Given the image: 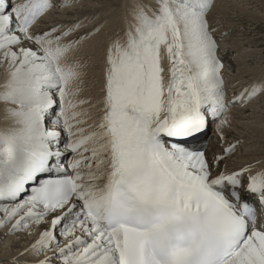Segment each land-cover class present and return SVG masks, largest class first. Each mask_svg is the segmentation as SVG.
Instances as JSON below:
<instances>
[{
	"label": "snow or ice",
	"instance_id": "obj_1",
	"mask_svg": "<svg viewBox=\"0 0 264 264\" xmlns=\"http://www.w3.org/2000/svg\"><path fill=\"white\" fill-rule=\"evenodd\" d=\"M72 2L0 0V229L26 241L9 264H264V162L204 142L264 102V78L227 95L215 0H130L91 123L77 52L104 21L45 19Z\"/></svg>",
	"mask_w": 264,
	"mask_h": 264
},
{
	"label": "bare ground",
	"instance_id": "obj_2",
	"mask_svg": "<svg viewBox=\"0 0 264 264\" xmlns=\"http://www.w3.org/2000/svg\"><path fill=\"white\" fill-rule=\"evenodd\" d=\"M78 1L80 0H73L71 6L68 8L58 7L56 10L50 12L45 19L48 25L56 22L66 23L74 20H85V27L87 28H91L95 23L104 21L103 29L92 39L85 42L77 52V55L83 57L88 65L82 97L89 101V104L84 105L85 108H89V105H95V107L90 108L91 119L89 123H91L97 118V110L101 107L99 104H96V101L102 95L104 49L112 33L125 27L126 6L130 0H84V3L80 2L79 4ZM229 8L235 9L238 13L236 20H244L247 26L243 24L245 22H234L235 19H229L232 18L230 14H233L231 13L232 11H228ZM213 19L216 23L219 45L222 43V38L226 37L225 34L229 33L228 37L223 41V46L220 45L218 47V55L223 64L228 61L227 56L229 54L232 55L226 49L227 43H230L232 46L235 44L233 47L239 51L243 52V50H246L245 57L253 53H258V55L261 53L262 57V52H258L255 49L252 51L247 50V46L251 44L250 47H253L257 42L256 40H259L256 38L258 33L253 35L254 33L252 32L254 30L261 28L264 31V0H217L213 9ZM236 22L239 23L237 24L238 26L232 27V24ZM241 26H244V30H240ZM236 32L241 33L237 34ZM251 33L252 35H249ZM236 53L232 55L233 59H230V62L235 65L239 71H236L238 74L234 73L232 75L231 71H228L224 67L228 96H231L233 89L239 91L242 86L264 78V67L258 65L260 68L256 67L257 69L254 72V70L248 68L249 63L246 59H243L242 56L234 57ZM261 57L259 56V58ZM257 59L258 56L252 58V60L256 61ZM260 103L261 101L258 99H253L252 103L247 106L237 105L230 109L231 126L225 129L226 141L218 143L215 125H210L211 135L209 137L213 142H210L208 145L209 150L215 146L218 151L221 144L227 146L228 141L235 142L238 140L236 154L230 160L231 164L239 165L255 161L264 162V104L261 103L260 105ZM4 123L0 119V127ZM209 128L208 131L210 130ZM209 132L205 134L204 142L208 140L207 136ZM32 230H36L35 226ZM6 232L7 229H0V264H9L10 258L26 244V241L19 240L15 234L5 235Z\"/></svg>",
	"mask_w": 264,
	"mask_h": 264
},
{
	"label": "rangeland",
	"instance_id": "obj_3",
	"mask_svg": "<svg viewBox=\"0 0 264 264\" xmlns=\"http://www.w3.org/2000/svg\"><path fill=\"white\" fill-rule=\"evenodd\" d=\"M80 2H83L84 3V0H80V1H78V4L80 3ZM216 2H217V0H215V4H216ZM77 4V3H76ZM76 4H74V5H76ZM233 8V7H232ZM235 9H231V8H229L228 9V11L229 12H231V13H233V14H230V16L232 15V18H229V19H235L234 20V22L235 21H239V22H245L244 20H236V18H238V13L236 12V10L234 11ZM234 11V12H233ZM236 15H235V14ZM234 15V16H233ZM231 22H233L232 20H230ZM228 22V21H227ZM224 23H225V21H224ZM228 24V23H227ZM237 24H239V23H233L232 25V27H235V26H238ZM245 26H247V23L245 22V23H243ZM86 25V24H85ZM226 25V24H225ZM243 27L244 26H241L240 28V30H244L243 29ZM232 33V32H231ZM230 33V34H231ZM237 34H240L241 32H236ZM252 33H254L253 35H256L257 33V39H259V40H256L257 42L254 44V46L253 47H250L251 46V44H249L248 46H247V50H257L258 52H262V57H261V53H259V55H258V53L257 54H252L253 55V57L254 56H258V59H257V61L256 60H252V55H249V56H246L245 57V51L246 50H243V52L242 51H239L238 49H236L235 47H233L235 44H233V46L229 43H227L226 45V49H227V51H229V52H231L232 53V55L234 54V53H236L235 55H234V57L235 56H242V58L243 59H246L247 61H248V63H249V65H248V68L250 69V70H254V72L256 71V67H258V65L259 66H262V67H264V36H262V35H264V31H262V29L261 28H257L256 30H254ZM252 33L251 34H249V35H252ZM229 34V33H228ZM228 34H225L226 35V37H228L227 35ZM226 37H224V38H222V43L220 44L221 46H223V41H224V39L226 38ZM244 37V36H243ZM228 41V40H227ZM220 45H219V47H220ZM230 46H232V47H230ZM230 48V49H229ZM249 48V49H248ZM251 48V49H250ZM221 54V53H220ZM231 54H229L227 57H228V61H226L227 63H228V65H226L227 63L225 62L224 63V66H225V68L228 70V71H231V74L232 75H234V73H236V71H238L237 70V68L235 67V65H233V64H231V62H230V59H233V56H232ZM259 56L262 58H259ZM250 59V60H249ZM250 61V62H249ZM256 64V65H255ZM258 68H260V67H258ZM235 70V71H234ZM242 70V69H241ZM246 70V69H245ZM239 72V71H238ZM248 72H249V70H248ZM236 74H238V73H236ZM235 74V75H236ZM253 76H255V75H253ZM262 104H264V102H261ZM261 103H260V105H261ZM210 130V132H209V134H208V136H207V138H208V140L206 141V143H207V145H209L210 144V142H213V140L212 139H210V137H209V135H211V128H209ZM207 132V133H208ZM211 140V141H210ZM240 150V149H239ZM238 150V151H239Z\"/></svg>",
	"mask_w": 264,
	"mask_h": 264
}]
</instances>
